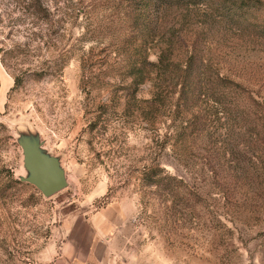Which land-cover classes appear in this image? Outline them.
I'll use <instances>...</instances> for the list:
<instances>
[{"label":"rangeland","instance_id":"374dc122","mask_svg":"<svg viewBox=\"0 0 264 264\" xmlns=\"http://www.w3.org/2000/svg\"><path fill=\"white\" fill-rule=\"evenodd\" d=\"M164 1L0 0V264H41L66 218L108 205L127 217L122 264H264L262 151L230 168L178 135L166 73L201 58L264 126V0ZM23 139L65 188L20 181Z\"/></svg>","mask_w":264,"mask_h":264},{"label":"trees","instance_id":"16d2710c","mask_svg":"<svg viewBox=\"0 0 264 264\" xmlns=\"http://www.w3.org/2000/svg\"><path fill=\"white\" fill-rule=\"evenodd\" d=\"M162 6H169L173 3L185 4V0H166ZM163 58L158 60L157 65L163 68ZM183 64L180 67V64ZM174 86H179L180 104L177 106L182 114L187 115L186 126L178 135L191 140L205 148L220 144L218 150L222 158L227 157V165L231 168H238L242 163L240 156H245V168L249 170L254 165L253 159L248 154L255 150L262 151L264 155V138L240 140L236 133L243 130L249 135L251 133H264V126L257 124L252 112L247 107H241L235 101L234 90L227 87L226 78L208 73L206 65L201 58L189 56L184 61L173 65L172 70L166 72ZM166 75V74H165ZM237 123H233V121ZM258 127L260 130L258 132ZM199 146V147H200ZM245 158V159H246ZM16 185L20 182L14 181Z\"/></svg>","mask_w":264,"mask_h":264},{"label":"crops","instance_id":"0c3cea01","mask_svg":"<svg viewBox=\"0 0 264 264\" xmlns=\"http://www.w3.org/2000/svg\"><path fill=\"white\" fill-rule=\"evenodd\" d=\"M125 211L118 205L95 209L87 217H69L58 241L40 254L41 264H122Z\"/></svg>","mask_w":264,"mask_h":264},{"label":"water","instance_id":"95a60500","mask_svg":"<svg viewBox=\"0 0 264 264\" xmlns=\"http://www.w3.org/2000/svg\"><path fill=\"white\" fill-rule=\"evenodd\" d=\"M22 163L27 176L20 179L33 185L44 197H50L66 187L64 172L58 160L41 152L35 141L23 139Z\"/></svg>","mask_w":264,"mask_h":264}]
</instances>
